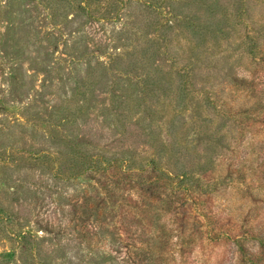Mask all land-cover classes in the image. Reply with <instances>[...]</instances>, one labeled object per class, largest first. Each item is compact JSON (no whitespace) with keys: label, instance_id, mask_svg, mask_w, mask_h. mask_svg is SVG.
I'll use <instances>...</instances> for the list:
<instances>
[{"label":"rangeland","instance_id":"1","mask_svg":"<svg viewBox=\"0 0 264 264\" xmlns=\"http://www.w3.org/2000/svg\"><path fill=\"white\" fill-rule=\"evenodd\" d=\"M80 1L0 0V264H154L148 244L108 208L96 175L79 173L82 152L92 147L104 154L95 164L104 175L127 146L144 161L157 150V117L144 105L128 108L141 101L145 71L129 74L130 56L111 62L155 33L145 17L129 16L136 0L116 6L117 17L109 11L114 0ZM222 87L228 92H212ZM189 129L180 138L195 149ZM225 166L219 164L222 173ZM135 190L125 196L135 198ZM256 190L254 199L264 200V188ZM216 196L218 211L252 203L234 181Z\"/></svg>","mask_w":264,"mask_h":264},{"label":"trees","instance_id":"2","mask_svg":"<svg viewBox=\"0 0 264 264\" xmlns=\"http://www.w3.org/2000/svg\"><path fill=\"white\" fill-rule=\"evenodd\" d=\"M132 1L114 0L109 11L117 17L116 6ZM136 1L129 16L145 17L155 37L111 62L130 56L128 73L145 71L141 101L128 108L144 105L157 117V150L144 161L127 146L113 154L104 175L95 166L104 154H92V147L82 152L79 174L96 175L108 208L148 244L154 264H264V200L254 199L264 188V0ZM155 61L163 63L148 70ZM220 86L228 92H212ZM185 126L195 149L180 138ZM226 181L244 186L252 203L218 211L216 195ZM133 188L135 198L125 196Z\"/></svg>","mask_w":264,"mask_h":264}]
</instances>
